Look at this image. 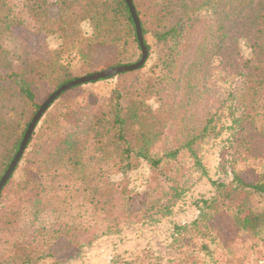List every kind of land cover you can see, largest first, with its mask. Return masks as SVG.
<instances>
[{
    "label": "trees",
    "instance_id": "trees-1",
    "mask_svg": "<svg viewBox=\"0 0 264 264\" xmlns=\"http://www.w3.org/2000/svg\"><path fill=\"white\" fill-rule=\"evenodd\" d=\"M131 2L147 50L146 61L138 70L129 72L127 80L119 83L107 99L95 97L92 103L78 105L58 97L41 117L0 191V204L5 202L0 212V264H38L54 256L51 251L56 241L76 243L88 228L71 217L74 210L102 214L108 222L106 232L118 227L119 223H110L108 218L109 210L114 207L110 177L125 175L142 160L154 167L159 164L160 159L152 160L150 152L173 116L171 103L164 96L166 82L175 80L177 67L188 53L189 35L208 15H217L223 23L218 27L221 32L218 48L224 51L223 62L243 78L241 91L246 107L235 122L245 121L253 127L251 131H263L257 127L264 124V0ZM51 7L58 9L55 18L49 15ZM85 23L91 28L90 36L83 31ZM16 27L54 36L60 46L42 60L13 34ZM202 35V41L208 40V48L215 49L209 22ZM148 37L158 47V56L157 64L144 71L150 59ZM210 38L214 39L212 43ZM239 39L245 40L249 47L248 59L240 55ZM97 48H110L112 52L95 69ZM71 52L80 63L75 71L63 60ZM140 58L141 47L125 0H29L19 8L9 0H0V180L43 104L36 102V88L45 84L57 90L82 77L136 64ZM152 98L156 99V109L147 103ZM211 124L209 119L201 135L185 141L182 147L195 156L192 147L207 136ZM243 151L247 163L261 158L250 155L249 145ZM176 153L177 150L168 157ZM245 171L234 170L229 185L211 182L215 195L201 201L198 218L187 226H174L171 245L178 258L165 264H217L214 247L220 244L210 225L216 216L231 207L237 227L251 237H261L264 173H258L255 181L248 182L243 178ZM17 172L20 177L15 180ZM240 194L243 199L239 202ZM250 195L263 205L254 206ZM126 203L128 210L129 200ZM168 209V205H152L147 217L153 220L156 215L169 212ZM45 213L56 217L51 227L28 226L30 214ZM111 264L162 262L143 252L130 260L115 256Z\"/></svg>",
    "mask_w": 264,
    "mask_h": 264
},
{
    "label": "rangeland",
    "instance_id": "rangeland-1",
    "mask_svg": "<svg viewBox=\"0 0 264 264\" xmlns=\"http://www.w3.org/2000/svg\"><path fill=\"white\" fill-rule=\"evenodd\" d=\"M20 7L29 0H9ZM53 2L54 0H49ZM51 18L58 16L57 7H51ZM203 17L205 13L201 14ZM210 24L216 41L215 49L208 48V40H203L202 32ZM221 19L211 14L203 18L189 35L188 53L179 63L175 80L166 82L165 100L171 103L173 116L164 130V134L150 152L152 160L160 159L154 167L150 162L140 161L137 168L125 175L110 177L113 188L114 207L109 210L110 223L117 228L105 231L108 222L102 214L89 210L83 214L74 210L71 216L77 223L87 226L86 235L76 243L58 240L53 245L54 256L39 261L38 264H111L115 256L130 260L139 253L148 252L159 258L162 264L178 258L171 243L174 226L191 224L199 216L198 206L202 200L215 195L211 182L229 185L233 171L243 172L245 181L253 182L258 173H264V124L257 128L263 131H251L250 123L235 122L243 106V78L237 76L233 67L223 62L224 51L219 49V26ZM87 36L91 35L88 24L82 25ZM13 34L33 50L42 60L48 59L53 50L60 46L54 36L34 34L16 27ZM214 39L210 38L211 43ZM150 59L144 71H150L157 64L158 47L153 39L147 38ZM240 55L250 57L245 40L238 41ZM112 52L110 48H97L93 66L96 67ZM64 63L75 71L80 63L74 52L63 59ZM225 60V59H224ZM160 69V68H159ZM158 69V70H159ZM155 73L157 71L155 70ZM82 77V76H81ZM129 77V74L117 78L86 84L66 91L59 98L83 105L107 99L117 85ZM55 90L47 85L35 89L36 102L44 103ZM245 95V94H244ZM156 109V99L147 102ZM212 119L211 127L204 139L195 142L194 154L182 147L185 141L201 135L203 126ZM250 146V155L261 157L258 161L247 163L243 160V150ZM177 150L174 157L168 154ZM17 172L15 180L20 176ZM251 196V195H250ZM243 199V195L237 201ZM252 203L262 206L257 197L251 196ZM130 208L127 210L126 201ZM5 204V202H4ZM0 204V212L4 205ZM168 205L167 213L148 218V209L152 206ZM28 226L51 227L56 222L53 214L28 217ZM105 231V235H101ZM210 231L218 238L220 247H214L217 264H264V233L261 237H251L241 231L234 221V208L224 210L216 216L210 225ZM97 236V237H94Z\"/></svg>",
    "mask_w": 264,
    "mask_h": 264
},
{
    "label": "water",
    "instance_id": "water-1",
    "mask_svg": "<svg viewBox=\"0 0 264 264\" xmlns=\"http://www.w3.org/2000/svg\"><path fill=\"white\" fill-rule=\"evenodd\" d=\"M125 1H126L128 8H129L130 13H131V16L133 18L137 38H138V41H139V44L141 47V58H140L139 62H137L136 64H133V65H130V66H121L118 68H110V69L104 70L100 73L92 74V75L87 76V77H82V78H79V79H77L73 82H70V83L60 87L59 89L55 90L47 98V100L40 106L39 110L37 111L35 116L32 118V120H31V122L27 128V131L25 133V136L23 138V141L19 147L17 154L15 155V157H14L13 161L11 162V164L9 165L7 171L5 172V174L3 175V177L0 180V191L3 188V186L6 184V182L8 181V179H9L10 175L12 174L14 168L16 167L20 157L22 156L24 149H25V146H26L33 130L35 129L36 124L39 122V120L44 115V113L48 110L50 105L58 97H60L64 92L69 91L70 89L75 88L77 86H81V85L92 83V82H97L100 80H105L107 78H111V77H114L116 75H120L123 73H129L132 71H136L145 63L146 58H147V50L144 47L143 42H142L140 25H139V22L136 18L131 0H125Z\"/></svg>",
    "mask_w": 264,
    "mask_h": 264
}]
</instances>
